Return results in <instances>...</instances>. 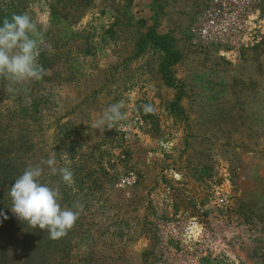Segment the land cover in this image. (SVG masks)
Segmentation results:
<instances>
[{
	"label": "rangeland",
	"instance_id": "374dc122",
	"mask_svg": "<svg viewBox=\"0 0 264 264\" xmlns=\"http://www.w3.org/2000/svg\"><path fill=\"white\" fill-rule=\"evenodd\" d=\"M207 1L67 0L56 29L46 0H20L38 31L52 35L39 50L52 53L64 28L79 33L46 71L52 78L42 84L38 120L11 132L27 164L54 153L57 167L90 169L98 151L105 156V190L78 228L86 240L73 242L77 264H264V38L237 56L193 47L187 30ZM257 2L264 17V0ZM148 26L180 54L172 86L159 72L158 53L136 56ZM30 81L0 78L3 122L18 98L27 100ZM120 101L124 118L113 129L91 127ZM64 123L78 133L72 137L87 161L57 152ZM43 167L41 181L50 185ZM222 193L229 208L215 202Z\"/></svg>",
	"mask_w": 264,
	"mask_h": 264
},
{
	"label": "trees",
	"instance_id": "16d2710c",
	"mask_svg": "<svg viewBox=\"0 0 264 264\" xmlns=\"http://www.w3.org/2000/svg\"><path fill=\"white\" fill-rule=\"evenodd\" d=\"M67 0H46L48 22L50 28H61L66 19L65 2ZM20 0H8L2 3L0 1V26H2L5 17L11 19L13 14L25 13V6L20 4ZM70 24V23H69ZM111 32V30L109 31ZM79 33L69 31L64 28L58 36L55 43H52V53L39 50L38 61L47 70H51L59 58L62 57L64 48L68 46V39L77 38ZM43 39L48 40L51 34H43ZM76 40V39H74ZM51 45V41H50ZM136 56L143 52L153 50L160 56L159 72L168 86L173 85L170 77V69L180 61V54L173 48L172 39L163 34H159L155 27L148 26L143 34L139 36L136 43ZM73 62V61H72ZM54 77H57L55 74ZM51 77L44 76L41 80H31L27 92V100L18 98V107L9 111V119L3 122L0 113V264H77L72 255L75 245L80 241L86 240V232L79 231L90 213V208L94 206L93 197L96 194H102L105 190L104 179L105 172L102 168L104 155L98 151V157L93 159V166L90 169L84 167H67L73 172L74 183L68 186L63 183L58 175L50 173V187H57L60 192L59 202L61 207L71 209L76 201L84 205V210L80 214L74 226L68 230L67 234L59 239H50L47 230L42 231L38 228H32L27 223L20 221L11 212V198L7 195L15 180L22 175L24 170L32 164H27L23 159V154L18 142L13 139L12 127L15 124H28L37 121L39 111L43 108L45 100L42 95V84L49 81ZM68 128V129H67ZM60 142L62 150L68 161L82 163L87 161L84 158V152L81 151L79 141L73 139L78 137V133H72L69 123H64L60 129ZM77 145V147H76ZM79 150L75 157V151ZM43 183V181H41ZM89 197L92 198L89 200ZM8 218L5 220L4 216ZM83 246H86L83 244ZM87 251L82 254H86ZM86 256V255H85ZM83 258V257H82ZM87 260V257L83 261ZM81 261L80 259L78 260Z\"/></svg>",
	"mask_w": 264,
	"mask_h": 264
},
{
	"label": "clouds",
	"instance_id": "9594fccd",
	"mask_svg": "<svg viewBox=\"0 0 264 264\" xmlns=\"http://www.w3.org/2000/svg\"><path fill=\"white\" fill-rule=\"evenodd\" d=\"M42 43L43 36L38 31L37 21L28 12L13 14L11 19L5 17L0 26V78L10 84L41 80L47 74L38 61ZM6 91L12 93L15 89L7 87ZM124 107L123 101L109 105L102 117L92 122L91 127L100 131L113 129L124 118ZM44 165L52 175H58L64 184L71 186L74 183L73 172L67 167H57L53 153L41 160L40 164L29 165L12 184L7 195L11 198V212L20 221L32 228L47 230L50 239H59L74 226L84 205L76 201L71 209L62 208L59 189L41 182ZM7 218L5 215L4 219Z\"/></svg>",
	"mask_w": 264,
	"mask_h": 264
},
{
	"label": "built area",
	"instance_id": "2783aa9c",
	"mask_svg": "<svg viewBox=\"0 0 264 264\" xmlns=\"http://www.w3.org/2000/svg\"><path fill=\"white\" fill-rule=\"evenodd\" d=\"M263 38L264 17L257 0H208L187 30L190 45L203 51L215 49L224 57L237 56ZM129 179L133 182L134 177H128L127 183ZM217 196L214 199L218 206H231L227 193ZM200 256H205L202 249L196 258Z\"/></svg>",
	"mask_w": 264,
	"mask_h": 264
}]
</instances>
